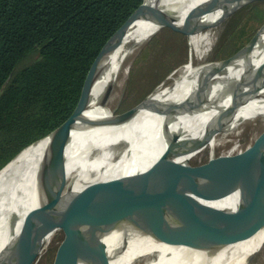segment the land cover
Masks as SVG:
<instances>
[{
    "label": "bare ground",
    "instance_id": "1",
    "mask_svg": "<svg viewBox=\"0 0 264 264\" xmlns=\"http://www.w3.org/2000/svg\"><path fill=\"white\" fill-rule=\"evenodd\" d=\"M145 1L156 2V6L172 16L176 23H184L189 12L204 0ZM235 3L225 1V4L211 8L201 21L186 26L191 57L175 67L140 101L129 121L116 126L109 123L75 125L61 169L64 187L58 214L19 264H33L49 247L57 230L63 229L74 206V191L97 182L161 167L171 157L162 158L161 155L174 134H178L179 141L202 140L197 149L181 155L179 159L191 160L208 150L209 165L205 170L212 173L238 164L246 151L264 140V74L241 77L245 70L254 71L264 65V28L255 37L249 55L242 56L213 77V107L205 109L202 104L173 118L158 111L168 102L185 100L194 104L197 76L210 69L212 62L209 56L217 45V34L228 16L222 17L223 7L227 9ZM160 29L155 23L143 19L131 24L94 82L90 106L85 111L88 117L102 119L109 115L108 108L112 110L130 72V56L135 46L148 41ZM258 121L263 125L261 130L250 136L246 145H242L241 139L249 135L251 123L256 125ZM164 122L168 125L166 130ZM47 143V139H42L28 145L0 168V249L17 236L39 204L36 194L38 170ZM188 145H178L174 149L182 150ZM219 160L220 163L215 162ZM237 199L235 192L204 202L220 208H234ZM120 233L125 243L119 248L116 247L119 233H110L105 237L112 264H247L264 239V216L234 228L205 251L188 247L175 238L157 239L142 234L132 225H127Z\"/></svg>",
    "mask_w": 264,
    "mask_h": 264
},
{
    "label": "water",
    "instance_id": "2",
    "mask_svg": "<svg viewBox=\"0 0 264 264\" xmlns=\"http://www.w3.org/2000/svg\"><path fill=\"white\" fill-rule=\"evenodd\" d=\"M225 1L236 3L227 9L224 6L222 17L252 0H204L189 12L181 29L201 21V17L211 8L225 4ZM138 19L150 21L161 28L178 26L172 16L156 6V2L148 3L143 0L106 40L89 67L72 113L49 134L34 141H48L38 170L36 194L39 204L17 236L0 249V264H19L58 214L64 187L61 169L75 125H120L129 121L140 106L139 102L122 113L108 108L109 115L102 119L91 118L85 114L90 106L94 82L105 61L120 44L131 24ZM261 28H264V24ZM258 33L259 30L235 53L212 62L206 73L197 76L196 99L192 102L194 104L185 100L168 102L163 108L159 107L158 111L173 118L202 104L205 109L213 107V77L226 66L236 63L242 56L249 55ZM263 74L264 65L254 71L245 70L241 77ZM163 128H168L166 122ZM178 138V134L172 136L169 146L161 155L162 158L167 155L171 157L161 167L97 182L73 192L74 206L63 226L68 230V234L60 244L54 264H112L111 251L105 243V237L110 233H119L116 246L119 248L125 243L120 232L127 225L134 226L142 234L157 239L175 238L188 247L205 251L234 228L264 216V140L246 151L238 164L212 173L205 170L209 165L207 162L192 165L189 160L179 159L181 155L197 149L202 140L179 141ZM187 143L189 145L182 150L174 149ZM217 168L221 167L217 165ZM235 192L238 199L234 208H220L204 202Z\"/></svg>",
    "mask_w": 264,
    "mask_h": 264
},
{
    "label": "trees",
    "instance_id": "3",
    "mask_svg": "<svg viewBox=\"0 0 264 264\" xmlns=\"http://www.w3.org/2000/svg\"><path fill=\"white\" fill-rule=\"evenodd\" d=\"M142 2L0 0V168L72 113L94 58Z\"/></svg>",
    "mask_w": 264,
    "mask_h": 264
},
{
    "label": "rangeland",
    "instance_id": "4",
    "mask_svg": "<svg viewBox=\"0 0 264 264\" xmlns=\"http://www.w3.org/2000/svg\"><path fill=\"white\" fill-rule=\"evenodd\" d=\"M182 24L177 23L176 27H162L148 41L135 46V51L130 56L132 62L130 72L120 88L118 99L112 105L113 110L116 108L117 113H122L136 105L149 95L175 67L189 60L191 44L186 26L183 27L185 31L181 29ZM263 24L264 0L249 1L230 12L217 34L218 42L209 56V61L216 62L232 55L254 37L256 32L262 29ZM37 57L38 53L32 52L19 63L18 67L33 62ZM260 126H263L260 125V121L256 122V125L254 122L251 123L249 135L241 139V144L246 145L250 136H255L261 130ZM200 154H203L202 157ZM200 154L189 160L190 164L198 165L209 161L208 150ZM56 234L49 247L33 264L55 263L57 251L65 240L68 230L61 228ZM247 264H264V239Z\"/></svg>",
    "mask_w": 264,
    "mask_h": 264
}]
</instances>
